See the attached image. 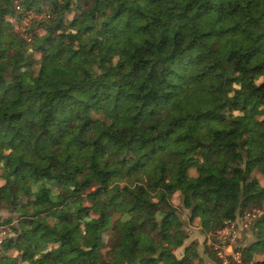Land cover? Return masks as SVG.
Here are the masks:
<instances>
[{
  "label": "trees",
  "instance_id": "trees-1",
  "mask_svg": "<svg viewBox=\"0 0 264 264\" xmlns=\"http://www.w3.org/2000/svg\"><path fill=\"white\" fill-rule=\"evenodd\" d=\"M251 209L226 264H264V0H0V264H206L181 211Z\"/></svg>",
  "mask_w": 264,
  "mask_h": 264
},
{
  "label": "rangeland",
  "instance_id": "rangeland-1",
  "mask_svg": "<svg viewBox=\"0 0 264 264\" xmlns=\"http://www.w3.org/2000/svg\"><path fill=\"white\" fill-rule=\"evenodd\" d=\"M40 14H36L33 11L28 12L24 17L21 18L19 22V30L22 29L24 26H29L31 19H40ZM16 26V25H14ZM37 29L38 33L41 31ZM35 29V30H36ZM189 174L195 175L197 172L194 168L188 169ZM258 178V174H256ZM171 202L174 205L178 204L177 195H173ZM259 213V210L251 209L247 210L244 215L238 216L233 222L225 225L224 227L217 229L214 232L201 234L196 226L195 222L187 225L186 219V211H181V220L183 221L184 231L187 234V238L183 241L182 245L174 250L176 256H180L183 247L189 243L190 241H196L197 250L200 253L201 257L203 258V262L206 264H217L215 261L210 260L206 257L205 251H214L215 256L219 258L222 264H226L229 261V258L236 260L238 258V253L233 251L234 246L238 245V243H249L253 240L254 234L253 229L251 226L253 216ZM1 215L6 216L10 215L7 212H1ZM89 235L92 236L95 233V230L89 231ZM7 231L3 228H0V239L2 236H5ZM106 239V236L104 237ZM261 255L259 252L254 253V258H260Z\"/></svg>",
  "mask_w": 264,
  "mask_h": 264
}]
</instances>
